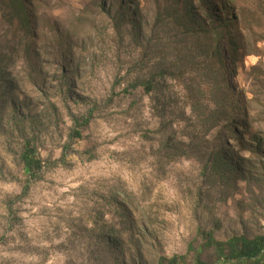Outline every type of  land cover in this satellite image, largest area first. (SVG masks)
<instances>
[{
	"label": "rangeland",
	"instance_id": "374dc122",
	"mask_svg": "<svg viewBox=\"0 0 264 264\" xmlns=\"http://www.w3.org/2000/svg\"><path fill=\"white\" fill-rule=\"evenodd\" d=\"M27 2L30 28L0 0V264H222L264 235V0Z\"/></svg>",
	"mask_w": 264,
	"mask_h": 264
},
{
	"label": "trees",
	"instance_id": "16d2710c",
	"mask_svg": "<svg viewBox=\"0 0 264 264\" xmlns=\"http://www.w3.org/2000/svg\"><path fill=\"white\" fill-rule=\"evenodd\" d=\"M15 6L13 9L17 15H21L24 18H15L14 21H22L30 28V4L27 0H9ZM181 1V0H178ZM187 2V0H183ZM19 14H18V13ZM188 8H181V13H184L183 19L191 27L196 26V23L191 18ZM145 92H150L153 89L151 82L142 84ZM79 136V132H76ZM36 151L33 147L26 143L23 148V152L20 156L21 162L29 172L30 178H35L37 172L42 168V161L35 156ZM24 189L23 193H25ZM216 252L219 258L222 260V264H264V235L255 236L253 238L246 237H233L223 243H214ZM163 264V263H160ZM195 264H206L201 262L199 259L195 260Z\"/></svg>",
	"mask_w": 264,
	"mask_h": 264
}]
</instances>
